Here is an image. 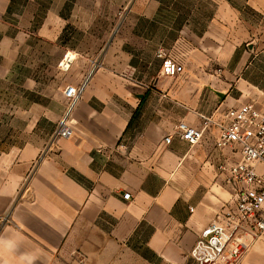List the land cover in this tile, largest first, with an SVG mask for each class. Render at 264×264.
<instances>
[{"label": "crops", "instance_id": "1", "mask_svg": "<svg viewBox=\"0 0 264 264\" xmlns=\"http://www.w3.org/2000/svg\"><path fill=\"white\" fill-rule=\"evenodd\" d=\"M177 1L136 0L102 63L93 65L95 53L81 55L92 66L68 84H84L70 112L80 141L55 136L64 115L26 118L16 101L9 116V102L0 101V264H57L89 228L148 264H195L191 249L201 231L236 209L222 166L240 159L239 147L219 148L215 126L191 145L176 126L200 127V114L222 119L248 102L264 105V47H254L264 38V0H205L211 9ZM17 2L0 0V60H15L30 44L24 31L8 32ZM34 18L35 11L22 17L20 29L35 34ZM160 53L182 72L165 75ZM45 119L52 128L43 134ZM237 264H264V239Z\"/></svg>", "mask_w": 264, "mask_h": 264}, {"label": "rangeland", "instance_id": "2", "mask_svg": "<svg viewBox=\"0 0 264 264\" xmlns=\"http://www.w3.org/2000/svg\"><path fill=\"white\" fill-rule=\"evenodd\" d=\"M52 2L42 0L41 7L36 9L28 1L18 0L8 13L9 34L15 36L19 31H24L26 37L30 38V44L22 48L15 60H0V65L3 64L0 69V74H3L0 75V101L9 102V116L15 111L14 102L18 101L24 103L26 118L32 117V111L35 115L39 112L42 116L62 117L68 106L64 88L75 82L73 80L80 77L86 66H92V62L86 61L81 55L95 53L99 59L93 65L98 67L102 63L104 47L111 42L113 35L117 36L136 0H70L67 6L65 0H54V8L50 10L49 4ZM165 2L171 3L170 0ZM195 2L178 0L177 5H192ZM199 3L207 9L212 8V3L205 0H199ZM33 11L35 18L31 28L35 29V34L26 27L20 29L21 21H29ZM248 46L249 43L244 48L248 49ZM254 47L256 51L264 47L262 33L259 38H255ZM66 54L68 57L65 62L68 65L75 56H79L69 70L60 66ZM17 91L19 96L16 95ZM51 128L47 119L42 120L43 134ZM81 233L74 238L69 252H65L57 264H99L102 261L106 264H148L138 252L131 251L122 243L115 244L107 234L103 243L102 234L97 228L84 229Z\"/></svg>", "mask_w": 264, "mask_h": 264}, {"label": "built area", "instance_id": "3", "mask_svg": "<svg viewBox=\"0 0 264 264\" xmlns=\"http://www.w3.org/2000/svg\"><path fill=\"white\" fill-rule=\"evenodd\" d=\"M65 55L60 66L68 68ZM162 70L165 75L174 77L183 70V66L164 53ZM84 84L68 85L64 96L68 100L69 109L57 125L56 137L80 141L79 135L72 125L70 112L78 102ZM200 127L180 121L176 133L191 145L199 143L209 127L219 129L216 145L219 148L238 146L240 159L231 164L228 179L237 192L236 209L226 212L222 217L212 220L200 233L191 249L195 264H237L248 252L253 242L264 239V105L248 102L230 108L222 119H215L200 114ZM172 135L165 138L167 143ZM126 199L130 193L124 195Z\"/></svg>", "mask_w": 264, "mask_h": 264}, {"label": "bare ground", "instance_id": "4", "mask_svg": "<svg viewBox=\"0 0 264 264\" xmlns=\"http://www.w3.org/2000/svg\"><path fill=\"white\" fill-rule=\"evenodd\" d=\"M68 56H66L65 60L67 59Z\"/></svg>", "mask_w": 264, "mask_h": 264}, {"label": "water", "instance_id": "5", "mask_svg": "<svg viewBox=\"0 0 264 264\" xmlns=\"http://www.w3.org/2000/svg\"><path fill=\"white\" fill-rule=\"evenodd\" d=\"M114 37V35L111 37V39Z\"/></svg>", "mask_w": 264, "mask_h": 264}]
</instances>
